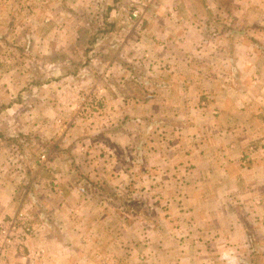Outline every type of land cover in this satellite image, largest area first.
<instances>
[{"label": "crops", "instance_id": "0c3cea01", "mask_svg": "<svg viewBox=\"0 0 264 264\" xmlns=\"http://www.w3.org/2000/svg\"><path fill=\"white\" fill-rule=\"evenodd\" d=\"M132 1L0 0V37L26 35L45 46L58 34L54 22L59 21L70 27H63L57 40L66 49L73 26L89 36L92 28L96 35L104 30L92 63L101 70L100 78L95 70L76 83L108 88L105 116L79 120L73 119L76 99L69 103L71 84L65 76L36 84L30 95L22 97L31 100L30 106L21 100L2 110L6 77L0 76V115L48 119L56 114L53 135L66 150L55 154L53 161L70 158L74 163L81 157H71L81 135L110 130L116 140L113 148H118L124 142L129 145L133 133L128 127L138 124L140 116L148 121L156 116L186 118L192 126L193 118L198 124L200 113L206 114L210 117V172L199 174L196 168L190 174V181L199 187L192 191L197 201L190 207V218L180 221L173 215L158 242L146 240L151 238L148 230L143 231L147 235L134 233L126 240L130 249L125 257L128 264L131 254L136 258L138 252H146L143 264H198L200 257V264H229L227 253L237 256L239 264L255 262L258 251L248 229L256 227L264 242V157L251 161L242 154L250 146L264 149V6L261 0H156L146 7L142 23L130 19ZM47 20L51 22L45 24ZM23 26L30 28L26 32ZM80 32L73 35L81 37ZM78 46L80 40L74 43L75 49ZM53 47L46 49L50 52ZM147 55L151 59L146 60ZM205 99L208 106L200 109L198 104ZM40 121L46 122L38 120V129L44 125ZM73 125L76 128L69 129ZM21 127L31 129L26 124ZM80 142L81 150L88 152L83 161L87 163L93 143L89 138ZM32 155L16 160L15 168L7 157H0V228L20 213L35 227L25 253L13 254L5 264H126L117 249L119 222L112 214L104 220L111 206L98 203V191L88 189L91 184L84 187L87 180L70 168L50 176ZM19 163H26V174L19 170ZM105 171L88 177L103 179ZM198 181L209 186L200 187ZM181 230H186L182 236ZM2 240L0 235V246ZM140 241L147 242L141 246ZM262 255L264 261V249ZM0 264H4L1 258Z\"/></svg>", "mask_w": 264, "mask_h": 264}, {"label": "rangeland", "instance_id": "374dc122", "mask_svg": "<svg viewBox=\"0 0 264 264\" xmlns=\"http://www.w3.org/2000/svg\"><path fill=\"white\" fill-rule=\"evenodd\" d=\"M155 2L156 0L152 3H147L144 0H137L136 3L132 1L133 5L129 10L130 19L134 22L143 23V16L139 19H132V12L139 8L145 14L146 7L153 5ZM260 2L264 6V0ZM210 11H212L211 8ZM50 22L47 20L45 24ZM75 23L76 21L72 24ZM54 26L56 31L59 30L58 34H55L52 39L49 38L45 46L38 45L36 37L32 38L18 34L9 38L0 37V76L6 77V83L3 85L6 102L3 104L1 101V110L12 108L14 103H21V100L30 106L31 100H25L22 97L30 95L32 90L36 89L41 82H46L48 78L57 79L65 76V79H69L66 82L71 84L69 103L74 102L76 99L74 106H72L75 117L70 116L69 121L71 118L94 120L105 116V111L108 109V88L105 84L102 86L98 83L80 87L79 82L76 83L77 80H82L85 74L91 72L93 74L95 70H97L95 76L100 78L101 70L97 69L92 63L94 62L95 46L101 39L100 35L104 30H99L96 35V31L92 28L89 36L88 33L83 31L84 29L81 30L79 26H73L71 38L67 40L68 46L64 49L60 47L63 42L57 40L58 37H62L60 34H62L63 27L65 29L70 27H67L66 24L63 26L59 21H55ZM23 27H25L26 32L30 28L29 26ZM85 27L87 28L88 25H85ZM79 31H82L80 32L81 37L73 35V33L79 35ZM76 40L81 41V48L78 46L75 49L74 43ZM49 45L54 46L50 52L49 49H46V46ZM40 46L42 48L39 50ZM154 55L152 56L156 57ZM146 58L151 59L149 55ZM107 61H110V58ZM63 63H66L64 69ZM38 83L39 85L36 86ZM72 90L76 91L72 92ZM54 101L56 104L57 101ZM123 102L125 103V101ZM50 103L52 104L53 101L51 100ZM198 105L200 109L207 108V100H201ZM201 114L198 116V124L195 123L197 119L193 118L192 126L186 118L181 120L179 118L156 116L149 118L150 121H148L146 117L142 118L140 116L138 124L129 126V129L127 128L133 133L129 145L126 146V143L122 141L124 142L123 147L118 148H113V145H116V140L112 139L115 135L110 130L97 133L98 135L93 132L89 135H81L78 139H74L79 142V145L77 144L74 153H71L72 158H78L79 155L81 157L72 163L70 158L65 159V162L64 160L53 161L55 154L66 150L60 147L61 139L53 135V130L58 126L56 114L48 119H42V117H31L30 113V117L20 118L7 113V116L0 115V157H7L10 167L15 168L18 164L16 160L25 154L33 153L32 156L37 159L38 166L46 167L43 171L50 176L68 171V168H70L71 171L79 175L80 179L87 180L82 184L84 187L91 184L92 186L88 189L98 191L100 196L95 195L98 197V203H107L111 206L104 213V220H110L112 214L113 219L116 218L119 222L117 249L119 250V256L122 258L120 261H125L128 264L129 258L125 257L129 254L127 251L130 249L129 242L126 243L128 237L131 239L134 233L147 235L148 233L143 231L148 230L151 238L146 239L145 237V239L158 242L163 229L165 230L168 226L167 221L173 215L180 221L190 218L188 215L190 207L195 206L197 201L196 197L192 195V191L199 188L195 182L190 181V174L192 172L194 174L196 171L199 174L210 172V151L207 149V142L210 141V117ZM261 115L264 120V110ZM38 120L46 121L45 123L40 121L41 124L44 123L45 125L42 129H38L40 125L37 122ZM81 122L85 123V121ZM93 123L91 124L93 125ZM22 124H26L27 127L31 126V129L28 127L23 130ZM67 124L66 122V126ZM75 128V125L69 127V129ZM81 132L84 134L83 131H78V134ZM82 138H89L91 139L90 143H93L91 144L92 149H90L92 158H88L87 163H83L85 160L84 154L88 152L81 150L80 141ZM119 141L121 142V140ZM26 143L32 145L25 147ZM38 143H40V146ZM85 143H82V145ZM42 145H45V147ZM201 146H204L202 147L204 151H200ZM247 150L246 153L242 154L245 159L249 157L252 161L255 156L264 157V149L250 146ZM205 151L206 155H204ZM112 157H114V160H112ZM19 166L22 173L26 174L28 172L26 163H19ZM102 170H107L105 171V174L108 172L107 177L94 181H91L88 177L90 173H99ZM115 174H118V176ZM193 181L197 180L193 177ZM198 182L201 185L200 187L207 188L209 186V182ZM199 201L202 202L201 199ZM22 215L24 221L21 224L31 228V238L35 227L33 228V224L27 221L25 214ZM14 220L15 218L9 219L3 227ZM122 223L127 227L122 226ZM170 230L172 229H168V231ZM248 231L251 236L253 235L251 240L255 241L256 250L258 251L254 263L264 264L262 255L264 249L263 234L259 233L256 227L250 228ZM185 232L186 230H181L180 235L182 236ZM141 241L139 242L141 246L147 242L142 243ZM27 244L28 242L20 252L25 253ZM200 248L204 247H198V249ZM145 254L146 252H138L136 258H132L131 254L129 264H143ZM9 260L10 258L4 264L8 263ZM201 262L202 257H200L198 264ZM106 264L108 263L106 262ZM246 264L251 263L246 262Z\"/></svg>", "mask_w": 264, "mask_h": 264}, {"label": "built area", "instance_id": "2783aa9c", "mask_svg": "<svg viewBox=\"0 0 264 264\" xmlns=\"http://www.w3.org/2000/svg\"><path fill=\"white\" fill-rule=\"evenodd\" d=\"M147 3H152L155 0H144ZM134 3L137 0H133ZM144 14L143 10L136 8L132 12V19H139ZM23 215H19L14 221L7 223L1 230L2 245L0 246V258L6 261L13 254L22 251L30 238L31 228L23 226Z\"/></svg>", "mask_w": 264, "mask_h": 264}, {"label": "clouds", "instance_id": "9594fccd", "mask_svg": "<svg viewBox=\"0 0 264 264\" xmlns=\"http://www.w3.org/2000/svg\"><path fill=\"white\" fill-rule=\"evenodd\" d=\"M226 257L229 258V264H239V259L237 256L226 253Z\"/></svg>", "mask_w": 264, "mask_h": 264}, {"label": "trees", "instance_id": "16d2710c", "mask_svg": "<svg viewBox=\"0 0 264 264\" xmlns=\"http://www.w3.org/2000/svg\"><path fill=\"white\" fill-rule=\"evenodd\" d=\"M251 264H255L254 261H252Z\"/></svg>", "mask_w": 264, "mask_h": 264}]
</instances>
